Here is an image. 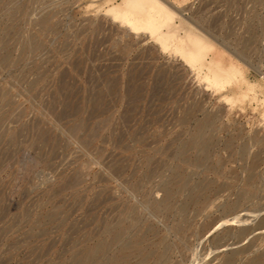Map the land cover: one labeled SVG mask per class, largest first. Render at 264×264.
I'll return each instance as SVG.
<instances>
[{"label": "rangeland", "instance_id": "1", "mask_svg": "<svg viewBox=\"0 0 264 264\" xmlns=\"http://www.w3.org/2000/svg\"><path fill=\"white\" fill-rule=\"evenodd\" d=\"M167 1L264 85V0ZM89 4L0 0V264H264L257 104Z\"/></svg>", "mask_w": 264, "mask_h": 264}, {"label": "bare ground", "instance_id": "2", "mask_svg": "<svg viewBox=\"0 0 264 264\" xmlns=\"http://www.w3.org/2000/svg\"><path fill=\"white\" fill-rule=\"evenodd\" d=\"M89 3L90 11L104 13L105 17L107 16L113 22L125 27L132 34L148 36L158 45L162 54H173L179 57L195 73L198 81L211 92L219 94L223 101L232 107L256 103L262 116L261 121L262 118L264 120V85L261 82L249 81L246 76L247 70L243 66L244 64L240 63L241 60L239 62L227 61L225 53L218 49L216 43L212 42L205 32L204 34L197 31L192 26L184 28L181 23L177 25L176 19L180 18L179 15L182 14L178 6H173L167 0H89ZM2 60L6 61L7 57H2ZM261 94L263 95L261 96ZM206 122L204 123L208 127L207 119ZM200 134L203 133L200 132ZM203 146H208V144ZM176 190L177 188L173 189V186L165 187V197L161 200L163 205L168 206L166 198L175 194ZM192 194L190 201L194 205L199 201L201 194L195 192ZM106 230L111 233L114 242L121 236L120 232L115 233L114 225L107 226ZM138 244L139 242L133 245L128 242L125 246L123 245V249L128 251L136 248ZM106 249V243L101 242L84 250L83 253L75 254L73 263L94 264L96 260L102 258V254L104 256L107 252Z\"/></svg>", "mask_w": 264, "mask_h": 264}]
</instances>
